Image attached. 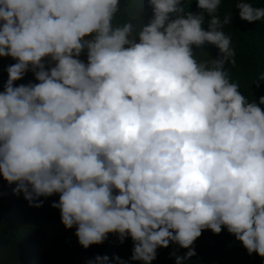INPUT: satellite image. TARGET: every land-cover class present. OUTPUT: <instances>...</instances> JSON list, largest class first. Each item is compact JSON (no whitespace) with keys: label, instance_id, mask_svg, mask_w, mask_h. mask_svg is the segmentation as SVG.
<instances>
[{"label":"clouds","instance_id":"clouds-1","mask_svg":"<svg viewBox=\"0 0 264 264\" xmlns=\"http://www.w3.org/2000/svg\"><path fill=\"white\" fill-rule=\"evenodd\" d=\"M146 3L151 16L141 0L134 23L117 21L121 0H0V58L13 61L0 82V178L29 207L58 195L50 206L84 249L131 239L128 259L85 264H153L173 245L187 264L204 230L264 258V95L249 102L226 68L233 16L215 15L221 0H196L199 12ZM235 6L264 21V7ZM205 44L216 58H196Z\"/></svg>","mask_w":264,"mask_h":264},{"label":"trees","instance_id":"trees-1","mask_svg":"<svg viewBox=\"0 0 264 264\" xmlns=\"http://www.w3.org/2000/svg\"><path fill=\"white\" fill-rule=\"evenodd\" d=\"M122 2L121 12L117 16L118 22L132 18L134 23H142L138 9L141 0H126ZM254 7H264V0H245ZM237 0H221L215 15L221 20L225 16H233L232 22L224 24L222 30L231 37V47L236 51V64L226 65L232 82L239 84V90L249 102L264 95V81L259 88L255 82L264 73V21L247 22L239 18V9L235 6ZM185 11L199 12L196 0H184ZM144 21L151 16V8L146 0H142L140 9ZM206 19L207 14H205ZM207 28V21L204 25ZM198 60L210 61L216 58L219 50L211 44H205L204 49L194 47ZM10 58H0V82L7 79L4 68L12 63ZM33 79L27 74L26 83ZM264 108V106H261ZM0 264H85L94 259L96 254H118L124 259L131 256L132 241L129 238L120 244L115 236L101 245H92L84 249L77 242L74 235L75 228L65 229L60 220L59 209L52 208L51 202L58 200V195L45 199L43 207H29L23 196L13 195L11 187L0 178ZM41 199H44L41 197ZM197 255L187 264H264V258L253 253L249 256L246 250L235 241L234 236L226 230L220 234H213L211 230H204L195 241ZM158 249V256L153 264H174V258L169 257L172 248ZM180 253L187 249H180ZM130 264H140L131 261Z\"/></svg>","mask_w":264,"mask_h":264}]
</instances>
